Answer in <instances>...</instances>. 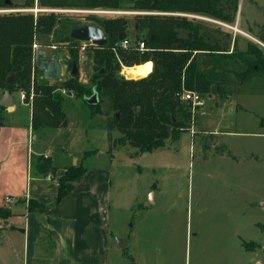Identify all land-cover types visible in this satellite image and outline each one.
Masks as SVG:
<instances>
[{"label":"rangeland","instance_id":"1","mask_svg":"<svg viewBox=\"0 0 264 264\" xmlns=\"http://www.w3.org/2000/svg\"><path fill=\"white\" fill-rule=\"evenodd\" d=\"M238 1L232 23L198 14L197 21L222 43H229L231 50L236 40L239 50L253 44L264 54V0ZM11 2L12 7L0 10L35 9L38 5V1L32 7L25 0ZM133 6L134 0H121L116 14L55 12L58 23L54 31L34 38L38 50L47 52L46 59L54 54L61 57L62 77L50 82L61 86L71 77V50L77 46L79 55L85 57L77 60L79 81L90 85L97 71L94 44L72 38L76 27L99 26L102 19L123 17L127 38L134 44L145 40L146 33L134 25L136 16L145 11ZM52 8L96 10L38 6L31 11L37 17L41 9ZM123 65L120 74L127 79L147 76H133L129 66ZM245 68L241 62L231 66L225 94H202L205 104L192 112L188 129L177 139L169 138L164 147L137 158H130L135 157L136 149L129 144H114L113 150H119L112 165L105 115L93 114L75 91L59 89L67 125L60 128L53 147L57 151L71 136L74 147L86 143L89 130L95 143L88 142L86 147L100 152L88 153L86 165L111 171L108 197L113 234L107 264H264V76L252 71L237 74ZM38 76L43 77V71ZM102 105L112 114L108 98ZM118 136L114 130L112 138ZM62 160L58 158L59 163ZM81 160L72 166L84 164ZM120 242L127 246L121 247Z\"/></svg>","mask_w":264,"mask_h":264},{"label":"trees","instance_id":"2","mask_svg":"<svg viewBox=\"0 0 264 264\" xmlns=\"http://www.w3.org/2000/svg\"><path fill=\"white\" fill-rule=\"evenodd\" d=\"M36 0H25L26 5H35ZM43 7H87L112 8L121 6V0H37ZM238 0H134L137 9L148 13L136 16L135 28L144 31L147 50L120 48L117 58L114 48L119 47V35L126 32V19L112 17L100 20L107 35L104 46L93 45L97 71L90 85L79 81L78 73L63 82L52 84L35 64L33 43L37 34H51L57 23L55 12L33 11L0 13V90L21 91L25 100L33 106L32 125L61 128L67 125V116L62 106L63 97L59 89L75 91L76 96L87 98L98 95L96 104H89L93 114L105 115L107 121L109 154L114 144L136 149L135 156L151 153L162 148L169 138L177 139L189 127L192 116L191 104L182 100L185 90H196L204 95L226 92L228 72L231 66L243 63L246 68L238 75L250 71L264 76V54L258 46L251 44L247 50H239L235 40L234 49L229 43L204 30L196 15H207L232 23L238 10ZM10 0H0V8H9ZM194 14L195 16H190ZM144 40V39H143ZM79 46L73 47L71 56L77 61ZM151 61L153 69L145 77L127 79L120 74L121 63L126 66L145 64ZM73 70V67H72ZM42 72V71H41ZM15 75L16 82H7ZM108 98L112 114L104 111V98ZM88 103V102H87ZM116 130L120 136L113 139ZM114 142V143H113ZM88 152L85 153V157ZM32 168L39 174L55 173L53 160L39 155L32 161ZM85 173L83 165L70 166L59 180L56 202L67 194L66 183L80 180ZM29 210L45 207L29 200ZM12 215L9 208L0 206V218Z\"/></svg>","mask_w":264,"mask_h":264},{"label":"crops","instance_id":"3","mask_svg":"<svg viewBox=\"0 0 264 264\" xmlns=\"http://www.w3.org/2000/svg\"><path fill=\"white\" fill-rule=\"evenodd\" d=\"M3 95L0 90V206L9 208L12 215L0 222V264H107L113 234L108 197L111 171L86 165V152H100L86 147L88 142L95 143L94 138L88 130L86 143L74 147L71 136L56 151L52 141L60 128L35 129L31 100L14 91L10 93L13 104L4 106ZM118 150L112 152L111 165ZM39 155L52 158L55 173L43 175L32 168ZM58 158L63 159L61 163ZM79 159L85 173L80 180L66 183L67 194L57 203L59 180L74 164L72 160ZM8 197L12 202H6ZM29 200L45 207L31 211Z\"/></svg>","mask_w":264,"mask_h":264},{"label":"water","instance_id":"4","mask_svg":"<svg viewBox=\"0 0 264 264\" xmlns=\"http://www.w3.org/2000/svg\"><path fill=\"white\" fill-rule=\"evenodd\" d=\"M9 3L10 0H7ZM71 37L82 41V42H92L94 45L104 46L108 43V38L104 30L99 26L94 25H86L81 27H76L71 32ZM127 37L126 32H122L119 35V40L123 41ZM47 52L45 50H37L35 56V64L36 66L43 71V74L46 78L51 80H59L62 77V64L61 57L59 54H54L52 59H46ZM85 59L84 56H81V61ZM79 72V68L77 65V61L73 63L72 74H76ZM7 82L10 84H14L16 82L15 75L9 76ZM98 95L95 93L91 97L87 98L88 104H96L98 102ZM1 104L4 106H11L13 104L11 100L10 91L6 90L1 99ZM74 160V164H75ZM121 247H126L127 242H120Z\"/></svg>","mask_w":264,"mask_h":264},{"label":"built area","instance_id":"5","mask_svg":"<svg viewBox=\"0 0 264 264\" xmlns=\"http://www.w3.org/2000/svg\"><path fill=\"white\" fill-rule=\"evenodd\" d=\"M37 1V0H36ZM31 10H38V5L36 6L35 9H23V10H17V11H31ZM1 12H15L16 9H9V10H0ZM40 11H47V12H84V11H101V12H105V13H111V14H116V13H120V11H118V9H103V8H96V10H82V9H71V8H52V9H41ZM143 13H148V12H143ZM195 16V15H194ZM38 47H40V45L35 41L33 43V52H34V56H36V52L38 50ZM120 48L122 49H129V48H135V49H139L141 51H145L147 50V46H146V42L145 40H138L135 44L132 43L129 38H125L123 41H120L119 43V47H115L114 51L115 54L117 56V58L121 61L120 58ZM124 66V65H123ZM24 94V93H23ZM25 95V94H24ZM182 100L184 102L190 103L191 104V111L194 113L197 109L198 106H203L205 104L203 95L201 92L196 91V90H185L182 94ZM6 202L10 203L12 202V198L8 197L6 198ZM0 222H1V218H0Z\"/></svg>","mask_w":264,"mask_h":264},{"label":"bare ground","instance_id":"6","mask_svg":"<svg viewBox=\"0 0 264 264\" xmlns=\"http://www.w3.org/2000/svg\"><path fill=\"white\" fill-rule=\"evenodd\" d=\"M235 29H237V28H235ZM147 65H151V69L150 70L146 67ZM127 68H129V71L128 72L129 73H132L133 76H137V75H148L151 72V70H152V64L151 63H147V64L137 65L135 67H127ZM131 68H134V69H131Z\"/></svg>","mask_w":264,"mask_h":264},{"label":"snow or ice","instance_id":"7","mask_svg":"<svg viewBox=\"0 0 264 264\" xmlns=\"http://www.w3.org/2000/svg\"><path fill=\"white\" fill-rule=\"evenodd\" d=\"M146 67H147L149 70L151 69V65H147Z\"/></svg>","mask_w":264,"mask_h":264}]
</instances>
